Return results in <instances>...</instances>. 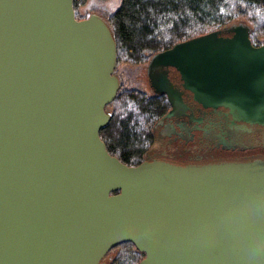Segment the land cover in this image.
I'll return each instance as SVG.
<instances>
[{
	"label": "water",
	"instance_id": "obj_1",
	"mask_svg": "<svg viewBox=\"0 0 264 264\" xmlns=\"http://www.w3.org/2000/svg\"><path fill=\"white\" fill-rule=\"evenodd\" d=\"M244 23L154 55L155 95L264 125V44ZM117 43L74 0H0V264H264V162L127 166L100 137L122 89ZM158 72L157 74H152Z\"/></svg>",
	"mask_w": 264,
	"mask_h": 264
},
{
	"label": "trees",
	"instance_id": "obj_2",
	"mask_svg": "<svg viewBox=\"0 0 264 264\" xmlns=\"http://www.w3.org/2000/svg\"><path fill=\"white\" fill-rule=\"evenodd\" d=\"M87 2L74 0L78 20L85 19L79 10ZM106 21L117 43L118 66L147 64L178 43L243 22L253 45L264 44V0H122ZM107 109L112 120L100 133L107 150L127 166L142 164L154 149L155 127L171 109L167 96L122 88ZM108 256L106 264H140L145 258L132 243Z\"/></svg>",
	"mask_w": 264,
	"mask_h": 264
},
{
	"label": "flooded vegetation",
	"instance_id": "obj_3",
	"mask_svg": "<svg viewBox=\"0 0 264 264\" xmlns=\"http://www.w3.org/2000/svg\"><path fill=\"white\" fill-rule=\"evenodd\" d=\"M165 72L184 92L187 109L178 117L165 116L159 121L149 160H163L181 166L264 162V125L235 121L225 108H204L182 87L177 71L170 68ZM147 78L151 95H155L150 87L148 68Z\"/></svg>",
	"mask_w": 264,
	"mask_h": 264
},
{
	"label": "rangeland",
	"instance_id": "obj_4",
	"mask_svg": "<svg viewBox=\"0 0 264 264\" xmlns=\"http://www.w3.org/2000/svg\"><path fill=\"white\" fill-rule=\"evenodd\" d=\"M121 3L122 0H88L87 4L80 8L79 14L82 18L97 14L106 20L110 14L114 13L121 6ZM148 64L137 66L128 64L119 65L116 69V74L120 78L123 88L145 91L151 95L147 78ZM106 258L104 261L107 262L110 256Z\"/></svg>",
	"mask_w": 264,
	"mask_h": 264
}]
</instances>
